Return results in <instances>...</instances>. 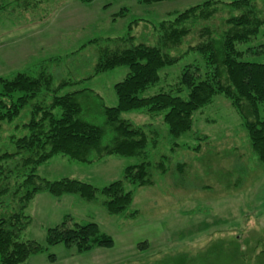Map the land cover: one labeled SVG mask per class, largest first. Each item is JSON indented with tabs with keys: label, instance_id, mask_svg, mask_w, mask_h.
<instances>
[{
	"label": "rangeland",
	"instance_id": "1",
	"mask_svg": "<svg viewBox=\"0 0 264 264\" xmlns=\"http://www.w3.org/2000/svg\"><path fill=\"white\" fill-rule=\"evenodd\" d=\"M202 1L163 0L141 4L137 0H30L20 12L11 6L0 14V77L10 78L16 71L58 57L61 61L50 66L59 72V76L54 75L57 81L71 66L81 70L93 64L97 56L93 46L78 54L76 51L82 43L97 37L114 39V44L118 45L158 46V24ZM13 2L16 5L17 2ZM255 3L264 17V0H255ZM118 12L123 15L117 17ZM220 15L207 23L221 28ZM128 36L132 39L127 43L116 40ZM196 41L197 33L187 35L171 54L183 53ZM236 48L241 52L240 60L264 62V25L256 37L236 43ZM186 66H198L201 75L207 70L200 54L186 53L174 65L162 69L160 81L148 87L144 94L159 91L176 94ZM128 71L125 66L117 67L66 88L62 93L89 88L98 93L106 105L114 106L113 86ZM76 76L70 74L69 77ZM179 95L186 98L187 90ZM54 113L58 117L61 111L57 108ZM162 115L163 112L149 113L144 109L121 114V118L134 125H148L147 130L156 138V144L149 138L145 155H111L88 163L56 154L37 167L36 173L49 181L75 179L93 185L98 191L91 200L78 194L36 193L23 210L29 222L20 234L22 241L44 244L47 228L70 219L96 223L114 243L110 248H94L85 253L62 244L49 246L47 251L31 256L37 257L36 260L29 262V257L22 264L35 261V264L40 261L49 264H174L176 258L184 254L195 262L199 260V264H264V163L253 153L242 119L230 100L216 95L194 113L191 129L177 138L169 136ZM261 116L264 118L262 110ZM27 119L24 110L12 124H3L0 150L14 151L10 135L21 136L26 132L13 126ZM101 122L99 119L96 123ZM161 160L166 167L164 173L154 166ZM141 161L151 164L152 184L136 186L125 182V190L132 192V203L124 214H109L99 190L122 178L127 165ZM1 209L0 205V213ZM48 254L56 257L54 262L48 260Z\"/></svg>",
	"mask_w": 264,
	"mask_h": 264
},
{
	"label": "trees",
	"instance_id": "2",
	"mask_svg": "<svg viewBox=\"0 0 264 264\" xmlns=\"http://www.w3.org/2000/svg\"><path fill=\"white\" fill-rule=\"evenodd\" d=\"M29 1L1 0L0 14L11 6L20 12ZM160 1L163 0H137L141 4ZM121 12L115 15H123ZM218 14H221L218 17L221 28L207 23ZM263 25L264 17L259 14L255 0H204L176 13L173 19L160 22L158 46L118 45L114 44V39L97 37L82 43L76 51L78 54L93 46L97 52L95 63L83 68L86 72L71 66L56 81L54 75L59 76V72L50 66L61 60L53 57L16 71L10 78L0 77V132L3 124H12L24 110L28 114L27 120L13 126L26 132L21 136L10 135L14 151L0 150V264H22L32 255L58 244L73 247L78 253L113 246L112 237L94 222L65 219L47 228L44 244L35 240L22 241L20 234L29 222L23 210L36 193L78 194L87 200L96 196L97 188L89 183L69 178L49 181L39 176L37 167L52 156L62 154L74 161L91 163L111 155L146 154L152 132L147 130L148 125L137 126L121 118L123 112L141 109L149 113L163 112L162 121L169 136L177 138L191 129L196 111L216 95H223L242 119L253 153L264 163V118L261 116V110L264 111V62L242 61L241 52L236 48V43L256 37ZM191 33H197L196 43L190 44L183 53L171 54V50L179 47L184 37ZM131 39V36L116 38L123 43ZM189 52L202 56L207 68L203 75L198 66H186L176 94L171 91L144 94L148 87L160 81L162 69L174 65ZM121 66L129 71L113 86L114 106L106 105L102 97L89 88L62 93L66 88ZM70 74L77 76L71 78ZM184 89L187 90L186 98L179 95ZM57 108L61 111L58 117L54 113ZM99 119H102L101 124L96 123ZM152 138V144H156V138ZM154 166L162 173L166 170L164 160ZM150 167L148 161L127 165L122 178L99 190L109 214L128 211L132 192L125 190V182L136 186L152 184ZM47 257L50 262L56 259L53 254ZM198 261L184 254L176 258L174 264H199Z\"/></svg>",
	"mask_w": 264,
	"mask_h": 264
},
{
	"label": "crops",
	"instance_id": "3",
	"mask_svg": "<svg viewBox=\"0 0 264 264\" xmlns=\"http://www.w3.org/2000/svg\"><path fill=\"white\" fill-rule=\"evenodd\" d=\"M34 258H37V257H30V259L28 260L29 262H32L31 260H36V259H34ZM36 262V261H35ZM35 262H33V263H29V264H35ZM37 264H49L47 261H40L39 263H37Z\"/></svg>",
	"mask_w": 264,
	"mask_h": 264
}]
</instances>
